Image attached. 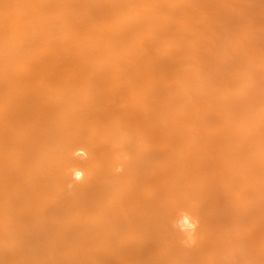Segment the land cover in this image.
<instances>
[{
  "label": "bare ground",
  "instance_id": "6f19581e",
  "mask_svg": "<svg viewBox=\"0 0 264 264\" xmlns=\"http://www.w3.org/2000/svg\"><path fill=\"white\" fill-rule=\"evenodd\" d=\"M0 264H264V0H0Z\"/></svg>",
  "mask_w": 264,
  "mask_h": 264
},
{
  "label": "rangeland",
  "instance_id": "374dc122",
  "mask_svg": "<svg viewBox=\"0 0 264 264\" xmlns=\"http://www.w3.org/2000/svg\"><path fill=\"white\" fill-rule=\"evenodd\" d=\"M79 154H80V155H85V154H84V152H83V153H82V152H80Z\"/></svg>",
  "mask_w": 264,
  "mask_h": 264
}]
</instances>
